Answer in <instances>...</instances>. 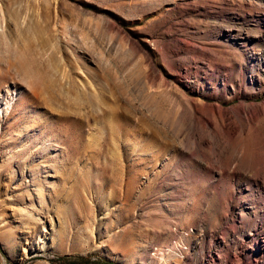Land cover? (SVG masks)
<instances>
[{"label":"rangeland","instance_id":"rangeland-1","mask_svg":"<svg viewBox=\"0 0 264 264\" xmlns=\"http://www.w3.org/2000/svg\"><path fill=\"white\" fill-rule=\"evenodd\" d=\"M0 264H264V0H0Z\"/></svg>","mask_w":264,"mask_h":264}]
</instances>
